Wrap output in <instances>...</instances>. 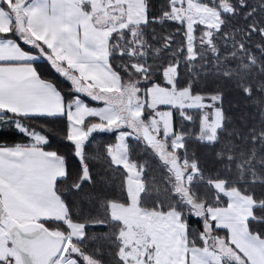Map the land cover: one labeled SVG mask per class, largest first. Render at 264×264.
<instances>
[{"label":"snow or ice","instance_id":"obj_1","mask_svg":"<svg viewBox=\"0 0 264 264\" xmlns=\"http://www.w3.org/2000/svg\"><path fill=\"white\" fill-rule=\"evenodd\" d=\"M0 264H264V0H0Z\"/></svg>","mask_w":264,"mask_h":264},{"label":"trees","instance_id":"obj_2","mask_svg":"<svg viewBox=\"0 0 264 264\" xmlns=\"http://www.w3.org/2000/svg\"><path fill=\"white\" fill-rule=\"evenodd\" d=\"M156 4H160L163 2V0H154ZM43 63V62H42ZM45 70L47 71V68L45 66ZM226 83V82H225ZM229 91L227 92V96L229 101H232L234 103H239L240 109L242 110L244 108V100L242 99V96L237 95L235 91L231 90V85H228ZM228 105L226 104V107ZM18 141H24L23 137L17 136L15 133H10L8 136L5 138L4 142L12 144ZM114 143V140L112 139L111 136L105 133H98L94 134V139L91 140V147L89 148V151L95 154L97 151L103 152L104 147L107 144ZM56 147L59 148V150L67 153L69 151L68 148H65L63 145H56ZM140 158H143L142 156ZM97 166H99V161L95 162Z\"/></svg>","mask_w":264,"mask_h":264}]
</instances>
